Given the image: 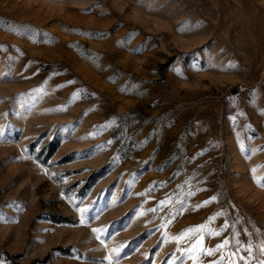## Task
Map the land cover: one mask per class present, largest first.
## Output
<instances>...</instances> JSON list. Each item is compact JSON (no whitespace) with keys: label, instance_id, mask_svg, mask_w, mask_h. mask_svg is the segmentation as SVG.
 I'll use <instances>...</instances> for the list:
<instances>
[{"label":"rangeland","instance_id":"1","mask_svg":"<svg viewBox=\"0 0 264 264\" xmlns=\"http://www.w3.org/2000/svg\"><path fill=\"white\" fill-rule=\"evenodd\" d=\"M261 185L264 0H0V264H264Z\"/></svg>","mask_w":264,"mask_h":264},{"label":"snow or ice","instance_id":"2","mask_svg":"<svg viewBox=\"0 0 264 264\" xmlns=\"http://www.w3.org/2000/svg\"><path fill=\"white\" fill-rule=\"evenodd\" d=\"M264 186V185H261ZM219 247H224V245H220ZM208 254H212L211 250H207Z\"/></svg>","mask_w":264,"mask_h":264}]
</instances>
